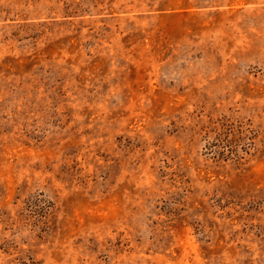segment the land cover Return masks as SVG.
Here are the masks:
<instances>
[{
  "label": "rangeland",
  "instance_id": "374dc122",
  "mask_svg": "<svg viewBox=\"0 0 264 264\" xmlns=\"http://www.w3.org/2000/svg\"><path fill=\"white\" fill-rule=\"evenodd\" d=\"M0 264H264V0H0Z\"/></svg>",
  "mask_w": 264,
  "mask_h": 264
}]
</instances>
